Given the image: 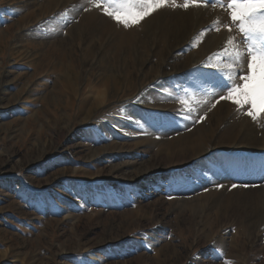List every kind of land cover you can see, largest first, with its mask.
Returning a JSON list of instances; mask_svg holds the SVG:
<instances>
[{
	"label": "rangeland",
	"instance_id": "obj_1",
	"mask_svg": "<svg viewBox=\"0 0 264 264\" xmlns=\"http://www.w3.org/2000/svg\"><path fill=\"white\" fill-rule=\"evenodd\" d=\"M0 264H264V0H0Z\"/></svg>",
	"mask_w": 264,
	"mask_h": 264
}]
</instances>
